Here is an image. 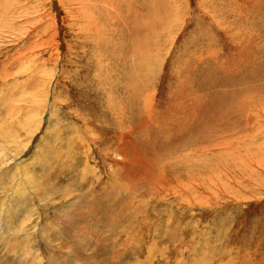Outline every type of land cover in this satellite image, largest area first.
<instances>
[{
    "label": "rangeland",
    "instance_id": "obj_1",
    "mask_svg": "<svg viewBox=\"0 0 264 264\" xmlns=\"http://www.w3.org/2000/svg\"><path fill=\"white\" fill-rule=\"evenodd\" d=\"M0 129V264H264V0H0Z\"/></svg>",
    "mask_w": 264,
    "mask_h": 264
},
{
    "label": "bare ground",
    "instance_id": "obj_2",
    "mask_svg": "<svg viewBox=\"0 0 264 264\" xmlns=\"http://www.w3.org/2000/svg\"><path fill=\"white\" fill-rule=\"evenodd\" d=\"M105 2V1H104ZM138 43H139V45H138ZM140 40H136L135 41V44H134V49L136 50V51H138L139 49H140ZM135 52V51H134ZM143 52H142V50H139L137 53H136V57L138 58L137 59V64L139 65V66H141V62H142V57H143ZM143 59H145V56H144V58ZM47 93V92H46ZM40 115V114H39ZM40 120H41V117H38V119L36 120L37 121V123H39L40 122ZM5 126V125H4ZM3 129V128H2ZM1 130V129H0ZM7 131V129H5V132ZM3 134H7V133H4V131L3 132H1L0 133V140L2 139V138H4V137H6L5 135H3ZM32 134V133H31ZM12 136V135H11ZM27 136V135H26ZM4 141H5V139H4ZM2 145V144H1ZM5 146V145H4ZM36 147V146H35ZM0 148H2V146H0ZM8 148V147H7ZM9 149V148H8ZM12 150L11 149H9V152H11ZM17 152H15L13 155H15ZM38 153V149H37V147L34 149V151H33V153H32V155L30 156V157H32V156H35L36 154ZM40 154V153H39ZM13 155H10L9 153L6 155V157H4V156H2L1 155V152H0V169L2 170V172H0V176L2 175H6L5 174V172L3 171V170H5L6 168H7V163L6 164H2V162H4V160H7V159H10V157L11 156H13ZM29 157V158H30ZM29 158H27V159H29ZM20 159H23V160H21V161H24V160H26V158H24L22 155L20 156ZM19 182H21V183H19ZM26 184H27V179L24 177V175L23 174H21L20 173V176H19V179L18 180H16V185H15V187H13L12 189L10 188V193L11 194H16V192L17 191H19L18 189H25V187H26ZM7 207H5L4 208V211H3V213L0 215V240H2V239H4V238H6V235L8 234L9 235V233H11V234H15L16 233V231H15V225L13 224V220H12V218H11V211H10V203L8 202V204L6 205ZM20 229V231L22 230V227H20L19 228ZM34 252H35V250H34ZM35 255V254H34ZM34 255H32V256H34ZM36 257V256H35ZM40 258V256H38L33 262H28L30 259H28L27 260V264H40L39 263V260L41 259H39ZM41 261V260H40ZM42 263V262H41Z\"/></svg>",
    "mask_w": 264,
    "mask_h": 264
}]
</instances>
